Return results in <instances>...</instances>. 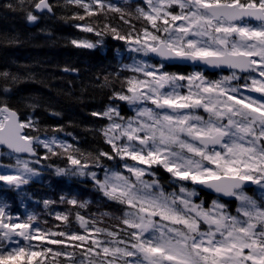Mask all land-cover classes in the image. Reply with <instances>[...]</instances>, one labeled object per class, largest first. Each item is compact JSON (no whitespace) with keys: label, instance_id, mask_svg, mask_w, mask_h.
Returning a JSON list of instances; mask_svg holds the SVG:
<instances>
[{"label":"snow or ice","instance_id":"1","mask_svg":"<svg viewBox=\"0 0 264 264\" xmlns=\"http://www.w3.org/2000/svg\"><path fill=\"white\" fill-rule=\"evenodd\" d=\"M71 2L82 5L89 16L96 14L84 0ZM93 2L104 9L103 0ZM145 3L147 8L137 11L154 31L145 26L132 38L130 34L121 35L117 29L105 25L114 39L136 45L131 50L145 55L153 53L162 59L237 69L250 74L246 79L251 84H229V81L239 79L235 72L220 81H206L198 72L184 76L161 71L163 64L133 66L132 70L142 73L144 79H128L126 91L115 93V98L129 105L150 102L155 109L138 107L137 117L125 124L113 119V114L124 119L115 107L103 113H92L112 121L102 134L115 154L101 151L94 166L104 167L101 157L130 159L149 168L158 165L177 180L191 181L218 194L234 197L240 201L237 212L245 219L229 215L225 205L218 201H213L210 209L194 203L190 197L197 193L188 191L183 185L180 193L184 195L180 196L158 191V181L143 180L147 170L136 164H124L135 180L105 170V178L101 181L95 172H86L91 167L87 160L82 162L68 154L67 159L75 167L71 173L57 169V174L88 175L105 197L132 209L120 218L124 227L117 231L86 229L90 234H97L89 242V236L83 234L43 232L32 228L28 222H14L0 207V264H34L37 258L44 257L52 249L41 247L36 250L37 246L31 241L40 240L44 245L65 243L53 237L82 242L69 245L73 248H84L87 244L83 255L97 257L94 264H264V207H258L244 191L246 182L264 190V99L241 92L242 87L264 96V79L251 75L256 73L258 77H264V0H145ZM172 5H177L181 11H168ZM32 6L41 12L53 11L49 0H34ZM107 8L113 12L122 11L111 4ZM72 18L84 20L85 17L76 14ZM27 19L35 22L39 17L29 12ZM246 20H255L259 26ZM78 27L84 32L95 31L88 24ZM96 35L102 33L96 32ZM72 43L76 47H95L88 41L74 40ZM180 81H187V94L176 90L184 86L178 83ZM166 86L171 90L162 91ZM200 108L208 113L207 119L184 111ZM26 128L35 130L36 125L31 119L21 121L6 104L0 105V145L10 152L35 157L37 146H42L55 156L59 155L56 148L69 153L72 147L55 139L29 136L24 132ZM122 138L128 143L117 144L116 141ZM35 163H39V159ZM16 166L15 174H0V181L19 189L37 173L27 161L19 158ZM44 203L47 205L49 201ZM68 203L75 205L77 201L69 200ZM56 218L67 220L59 214ZM77 219L82 226L87 223L79 214ZM202 224L208 226L207 231L201 230ZM99 234L111 239H100ZM17 238L29 243L23 246ZM55 255L65 256L69 264H77L73 253L57 251ZM79 264H84V260Z\"/></svg>","mask_w":264,"mask_h":264},{"label":"trees","instance_id":"2","mask_svg":"<svg viewBox=\"0 0 264 264\" xmlns=\"http://www.w3.org/2000/svg\"><path fill=\"white\" fill-rule=\"evenodd\" d=\"M49 2L53 11L37 14L32 6L34 0H0V105L6 104L16 111L22 121H33L35 130L26 128L30 136L68 137L72 140V147L69 153L56 148L59 155L53 156L38 146V153L48 158L40 157V163L31 161L30 165L41 172V181H30L19 189L0 181V203L8 204L12 214L17 213L23 218H26V203V207L34 212L31 221H36L41 229L48 232L81 230L77 214L90 225L117 231L124 227L120 218L130 209L105 197L90 176L58 175L57 169L71 173L75 167L67 159L71 154L82 162L87 160L91 167L86 172H95L99 180H103L106 169L120 168L126 160L101 157L104 167L94 166L101 151L113 153V150L105 143L102 134L110 124L109 119L92 113H103L109 106H119L127 120L132 116L129 107L125 109L114 96L126 91L127 80L135 74L130 71L131 75H128L124 69L132 56L123 54L127 42L115 39L111 43L107 35L97 36L96 32H100L97 29L82 31L78 25L83 21L72 18L76 14L81 15V8L71 0ZM29 12L39 19L30 22L27 19ZM125 21H119L117 31L121 35L130 34L135 38L145 26L149 28V24L141 23L136 30L127 28L125 31L123 28L128 23ZM92 23L97 25L95 20ZM108 24L111 28L115 26L111 20ZM104 31H109V28L105 27ZM74 40L97 45L93 48L76 47L72 43ZM176 70L180 71L179 67ZM154 170L160 173V169ZM156 179L160 182L161 175ZM188 184L189 181L177 180L164 170V188L168 193ZM192 187L191 183L187 189ZM252 195L256 203L264 207L262 194L254 190ZM46 200L49 201L47 205L44 203ZM69 200L77 203L70 204ZM58 214L66 216L67 220L57 219ZM55 238L66 240V237ZM70 242L71 245L82 243ZM52 248H65L79 257H86L84 248L64 244H53ZM45 261L47 264H68L63 255ZM34 264H41V257Z\"/></svg>","mask_w":264,"mask_h":264},{"label":"rangeland","instance_id":"3","mask_svg":"<svg viewBox=\"0 0 264 264\" xmlns=\"http://www.w3.org/2000/svg\"><path fill=\"white\" fill-rule=\"evenodd\" d=\"M172 6H177V5H172ZM171 7H168L167 8V10L170 11V12L179 13L181 11L178 6L176 8V11H173L171 9ZM120 9L122 11L121 12H116L112 17L109 14H107L106 12H103V11L96 12L95 15H91L90 16V20L91 21H93V20L97 21V25L96 26L105 27V25H109L108 24V21L112 19L113 22H114L113 25H115L114 28H116V27H118V25H120L119 21H122V20L125 21L126 19H129L131 22L128 21V23L125 26L126 28H123V30L128 31L127 28H129V29H135L136 30L137 27H138V24H141V20H142V18L139 16L138 11L137 12H134V13L130 12L128 9H126V5L125 4H121ZM121 16H123V19L121 18ZM109 26H111V25H109ZM132 47H136V45H131V46L129 45L128 46V50L133 54L131 63H129L128 65L124 66V69H126L128 71V75H131V72L130 71L134 72L132 70V68L135 65H144V64L157 65V64L151 63V61H150L151 59L149 58V55L148 54L145 55L144 53H138V52L132 51L131 50ZM256 59H258V58H256ZM161 71H163V69H161ZM164 71H166V72H168L170 74H175V73H171V72L167 71L166 69H164ZM197 72L198 73H201L203 75V77L205 78L206 81H220L224 77H230V76H232L233 73H234V71L226 72V73H220V74H216L214 77L211 78V77H208L207 75H205V71L203 69L190 68V72L188 74H179V75L188 76V75H190L192 73H197ZM134 73L135 74L132 75V77H137V78L144 79L142 73H138V72H134ZM235 74L239 77V79H235V80L229 81L228 83L231 84L232 86H242L245 83L251 84V81L248 80V79H246L250 74L249 75H246V76H241L240 74H238L236 72H235ZM251 75L257 76V78H259V79H264V77H258V75L256 73H252ZM178 83L181 84V85H184V86L183 87H179L176 90L178 92H180V93L187 94L188 91H189V89L187 87V81H180ZM170 90L171 89L166 86V88L163 89L162 91H170ZM193 90H195V88H193ZM241 92L244 95H248V96H251V97H254V98H257V99H264V96H262L261 93H257L255 91H248V90H246V89H244L242 87H241ZM121 102L124 105L125 109H127V107H129L130 111L132 112V116L128 120H131V119L137 117V111H136V109L138 107L139 108L147 107V108L155 109V105L151 104L150 102H146L144 104H138V105H129L126 101H122V100H121ZM110 107L111 106H109L107 108V110ZM113 107H115V106H113ZM115 108H117V107H115ZM118 111H119V109H118ZM156 111H160V110L159 109H156ZM184 111H192L194 114L200 115V116L204 117V119H207L208 118V113L204 112L202 108H200V109H194V110H184ZM120 117H123L124 119L121 120L118 117H115V115L113 114V119H115L117 123L125 124L128 121L127 119H125V115L124 116L121 115ZM140 119H144V118H140ZM140 135H143V134L141 133ZM41 139H43V140H52V139H55L56 141L61 142V143H64L66 145H71V143H72V140H69L68 137H65V138H57V137L49 138V137H44V138H41ZM116 143L117 144H122V143H128V141L126 140V138H122L121 140L116 141ZM4 156L7 157V161L4 162V163L3 162H0V174H15V172L17 170V166H16V160H17V158H19L21 161H27L29 163V167L33 168L30 165V162L31 161L30 160H27L26 158H20V157H17V156H13L11 158L12 154H10V153H5ZM42 156L43 155H40V157H42ZM38 158L39 157H37L35 159H32V161H36ZM39 163H40V159H39ZM125 163H127L129 165L136 164L135 161H132L130 159H126L125 161L122 162V166L120 168H118V170L117 169H106V170L109 171V172H112V171L119 172L123 176L130 177L132 180H135V177L132 176V174L129 173V172H127V170L125 169V167H124V164ZM136 166L137 167H140V168H145L147 170L145 176L143 177V180L148 181V182H152L153 180L158 181V189L157 190L158 191L159 190H162L161 189V185L159 183V180L155 178L156 175L158 176L159 174L156 173L155 170L153 169V167H156V168H161V167H159L158 165H152L151 168H149L147 165H139V164H136ZM119 169H121L122 171H120ZM34 170L36 171L37 174L36 175H32L31 178L29 179V182L30 181H35V180L41 181V172L39 170H37V169H34ZM147 173H155V175H149ZM103 176H104L103 177V180H104V178H105V172H104V175ZM21 186H23V185H21ZM193 190H195V189H192L191 191H193ZM257 190H258V193L262 194V197L264 198V190H261L258 185H257ZM165 191H167V190L164 188V193L166 195H171V194H167ZM195 192L197 193V195L190 197V199L194 203H196V204H202L203 202L200 203V202L197 201V199L200 198L199 192L197 190H195ZM245 193L248 196H250V197H252L254 199V197L251 194H249L248 192H245ZM172 194H175L177 196L184 195V194H182L180 192H178V193H172ZM214 201H218L219 203L224 204L225 205V211L229 215L234 216V217H238L240 219H245L240 213L237 212V208L240 206V201L237 200V204H236V207H235V211H231L230 210V207H228L223 201H220L218 199H216ZM212 204H213V201H212V203H211V205L209 207L205 206V204H204V206L203 205L202 206L205 209H210V208H212ZM257 206L259 207L258 204H257ZM0 207H3L4 208V211L7 213V215H9V216L12 217V220L14 222L15 221L28 222V223L31 224L32 228H39V229H41L39 227V224L36 221L29 220V217H34V212L31 211L30 208H27L26 207V203H24V209H25L26 218H23L22 216H20L17 213L12 214L10 212V209L8 207V204H6V203H0ZM130 211H132V209H130ZM156 219H157V221L159 220L158 217ZM257 226L259 227L260 225L258 224ZM94 227L95 228H99L97 226L90 225L88 222L82 226L81 221H80V228H81V230H74L71 233L83 234V235L89 236V242H90V240L92 238H95L97 236V234L94 233V232H92L90 234V232L89 231H86V229L87 230H91ZM174 227L182 228L183 226H181V225H175ZM41 230L43 232H48V231L43 230V229H41ZM201 230L202 231H207L208 230V226L207 227H204L203 224H202L201 225ZM99 238L100 239H111V238L105 237L103 234H99ZM17 239L20 240V244L23 245V246H27V244L29 243L28 241H25L22 238H17ZM53 239H56V238L53 237ZM64 241H65L64 245H71V242L70 241H67V240H64ZM31 243L33 245H36L37 246V249L36 250H39L41 247H47V248L52 249L51 252H48L44 257H41L42 264H47L46 261H45L46 259H49V258L50 259H56V258H58L59 256L55 255V253L57 251L72 253L70 250L65 249V248L64 249H54V248H52L53 244L44 245L43 242L40 241V240H34V241H31ZM85 245H87V244H85ZM12 246L14 247L15 245H12ZM245 251H247V250H245ZM73 259H75L77 261V264H79V261H81V260H84V264H94V262L97 259V257L88 255L85 258H83V257H79V256L73 254ZM66 260H67V263L69 264L67 258H66ZM249 264H250V262H249Z\"/></svg>","mask_w":264,"mask_h":264},{"label":"flooded vegetation","instance_id":"4","mask_svg":"<svg viewBox=\"0 0 264 264\" xmlns=\"http://www.w3.org/2000/svg\"><path fill=\"white\" fill-rule=\"evenodd\" d=\"M85 1L88 4L94 6V4L91 3V0H85ZM122 4H125L126 5V9H128L132 13L137 12V9L138 8H147V5L145 3V0H122ZM176 8H177V6H172L171 7V9L173 11H176ZM104 12H106L107 14H109L111 17L115 14V13H112V12H109V11H104ZM85 18H86V21L88 22V24H90V23L93 24L92 21L90 20V16L89 15H87ZM245 22H247V23H249L251 25H254V26H259V22L252 23V22H248L247 20ZM100 27L103 28L102 26H100ZM115 29H118V27H116ZM152 31H154V29H152ZM106 35L109 38V40H110L111 43L115 42V39L113 38V34L111 33V31L108 32ZM116 40L119 42L118 39H116ZM150 61L153 64H157V65L163 64L164 65V63H159L156 60H152L151 59ZM164 69H167V70L168 69L169 70H176V67H171V66H167L166 65V67L165 66L163 67V71H164ZM189 69H190L189 67L188 68H179V70L182 71V72H184V73H188V70ZM159 174L161 175V178H162V180H161V189L164 192V169L163 168L160 169V173ZM194 189H196L199 192V195H200V198H198L197 201L200 202V203L203 202L205 204V206L209 207L211 205L212 201H214V199L210 198L211 195L210 194H207L205 191H201V190H199L197 188H194ZM203 203H202V205L204 206ZM224 203L228 207L234 205L233 202H224ZM204 227H207V226L204 225Z\"/></svg>","mask_w":264,"mask_h":264},{"label":"water","instance_id":"5","mask_svg":"<svg viewBox=\"0 0 264 264\" xmlns=\"http://www.w3.org/2000/svg\"><path fill=\"white\" fill-rule=\"evenodd\" d=\"M37 13H42L44 11H37ZM251 22H257L255 20H249ZM151 56L156 59V60H161V61H165V62H168L170 64H188V65H198V66H204L206 67L210 72H216L218 71L220 68H223L224 70H231V68L227 67V66H220V67H212V66H207V65H204L200 62H192V61H186V60H179V59H174V60H168V59H162L160 58L159 56L153 54V53H150ZM237 70V69H236ZM239 71V70H238ZM243 74H246V72H241ZM12 110V109H11ZM14 111V110H13ZM16 112V111H15ZM17 113V112H16ZM17 116L18 118L21 120V117L20 115L17 113ZM24 132L26 133V130L24 129ZM35 143V142H34ZM2 147V149L4 150H7V151H10L6 146L4 145H0ZM14 154H17L19 156H23V157H30V158H34V156H31L30 154L28 153H14ZM1 157H2V151H0V160H1ZM36 157V156H35ZM197 186H199L201 189H203L205 192L209 193V194H212L214 196H218L220 198H223V199H228V200H234L235 198L234 197H229V196H224L222 194H218L216 193L215 191L211 190V189H208L206 187H204L203 185H199V184H196ZM255 187V184H252L251 182H246L244 184V189H252Z\"/></svg>","mask_w":264,"mask_h":264},{"label":"bare ground","instance_id":"6","mask_svg":"<svg viewBox=\"0 0 264 264\" xmlns=\"http://www.w3.org/2000/svg\"><path fill=\"white\" fill-rule=\"evenodd\" d=\"M131 118V117H130ZM193 184V183H192ZM194 188H197L196 186H195V184H193V187L191 188V189H187L188 191H191L192 189H194ZM196 190V189H195Z\"/></svg>","mask_w":264,"mask_h":264}]
</instances>
